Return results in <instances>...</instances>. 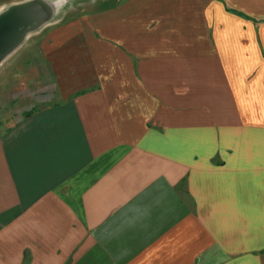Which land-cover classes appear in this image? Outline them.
<instances>
[{
  "label": "crops",
  "instance_id": "0c3cea01",
  "mask_svg": "<svg viewBox=\"0 0 264 264\" xmlns=\"http://www.w3.org/2000/svg\"><path fill=\"white\" fill-rule=\"evenodd\" d=\"M104 2L0 131V264H263L264 0Z\"/></svg>",
  "mask_w": 264,
  "mask_h": 264
},
{
  "label": "rangeland",
  "instance_id": "374dc122",
  "mask_svg": "<svg viewBox=\"0 0 264 264\" xmlns=\"http://www.w3.org/2000/svg\"><path fill=\"white\" fill-rule=\"evenodd\" d=\"M58 2L49 19L36 30L31 31L0 64V131L20 120L36 108L44 98L43 89H36V85L32 81H26L25 77L29 68L42 67L46 62L40 41L48 33L49 27L98 11L105 6L104 0H59ZM47 23L50 26L42 28Z\"/></svg>",
  "mask_w": 264,
  "mask_h": 264
},
{
  "label": "water",
  "instance_id": "95a60500",
  "mask_svg": "<svg viewBox=\"0 0 264 264\" xmlns=\"http://www.w3.org/2000/svg\"><path fill=\"white\" fill-rule=\"evenodd\" d=\"M55 4L46 0H27L0 13V64L31 31L49 19Z\"/></svg>",
  "mask_w": 264,
  "mask_h": 264
},
{
  "label": "trees",
  "instance_id": "16d2710c",
  "mask_svg": "<svg viewBox=\"0 0 264 264\" xmlns=\"http://www.w3.org/2000/svg\"><path fill=\"white\" fill-rule=\"evenodd\" d=\"M108 1H109L108 4H113V1H114V0H108Z\"/></svg>",
  "mask_w": 264,
  "mask_h": 264
}]
</instances>
